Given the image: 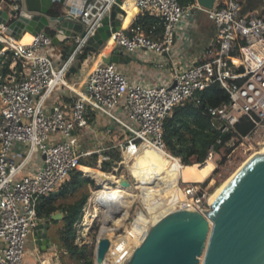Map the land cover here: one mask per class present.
Wrapping results in <instances>:
<instances>
[{"label": "built area", "instance_id": "2783aa9c", "mask_svg": "<svg viewBox=\"0 0 264 264\" xmlns=\"http://www.w3.org/2000/svg\"><path fill=\"white\" fill-rule=\"evenodd\" d=\"M115 1L88 0L81 12L74 14L84 24L85 35L77 37L75 48L65 58L62 52L56 55L52 35L46 31L32 34L30 41L23 42L8 32L6 25H0V264H27L26 243L41 222L38 217L41 198L55 192L75 169L87 174L81 158L93 153L98 154V167L107 178L88 199L75 242L79 245L87 242L88 230L96 218L87 222L86 213L98 205L104 216H118L121 220L117 224L110 221L102 225L95 252L100 237L108 238L110 245L102 260L95 256L94 264H127L150 228L166 215L154 219L151 207L162 200L165 205L173 203L171 211L186 208L205 212L210 206L205 180L217 170V157L223 149L229 152L230 146L234 150L244 144L252 132L264 127V6L260 11L243 12L241 0H215L212 8L202 6L197 0L187 4L181 0H123L121 7L125 16L118 30L96 52H88L83 59L91 55L94 60L100 57L102 60L89 68L81 81L70 82L71 67L84 54L88 37ZM128 7L160 17L163 36L153 38L142 27H134L133 17L125 25ZM196 9L207 13L215 24V33L204 47L201 59L187 64L176 61L170 82L152 84L131 80L116 62L104 60L112 57L116 49L171 54L182 21ZM6 65L7 74L3 71ZM216 82L229 97L228 101L209 108L213 125L221 133L217 139L221 147L217 150L212 144L204 161L185 164L164 143L165 119L175 105ZM63 88L71 93L70 106L57 103L50 109L48 99ZM121 104L127 111L126 117ZM93 111L104 113L117 128L108 130L111 145L99 144L82 150L79 132L90 127ZM244 119L253 124L245 134L237 127ZM230 130L235 133L223 142V134ZM111 147L119 150L121 158L110 170L102 171L103 160L109 158L104 151ZM144 147L163 152L165 157L182 165L181 169L210 161L214 168L202 181L183 179L181 175L175 188L161 187L163 190L152 195L144 187L152 184L148 183V177L142 175L146 181L142 184L137 176L128 180V189L131 188L134 197L133 210L129 206L125 214L118 208L110 209L113 214L107 212L108 207L92 197L98 191L107 194V187H117L121 180H127L119 171L122 166L128 170V165L139 157ZM38 154L41 163L28 169ZM112 173L118 174H113L115 183L106 182ZM156 183L152 185L153 190L160 188ZM108 227V233L101 235ZM36 250L39 264H56L55 256Z\"/></svg>", "mask_w": 264, "mask_h": 264}, {"label": "water", "instance_id": "95a60500", "mask_svg": "<svg viewBox=\"0 0 264 264\" xmlns=\"http://www.w3.org/2000/svg\"><path fill=\"white\" fill-rule=\"evenodd\" d=\"M87 1L0 0V25H6L18 38L26 32L52 29L53 43L71 39L72 52L77 37L85 35L84 24L74 14L80 13ZM197 1L207 8L215 4V0ZM122 3L115 1L88 37L86 48L97 49L118 30L125 16ZM121 52L116 49L104 60L117 62ZM80 64L78 57L70 73H75ZM61 217L59 212L52 215L53 219ZM48 227L46 221L36 226L42 235L35 240L43 249L52 245L45 231ZM109 245L108 238H99L97 260L103 259ZM127 264H264V151L236 171L205 212L176 209L158 220Z\"/></svg>", "mask_w": 264, "mask_h": 264}, {"label": "trees", "instance_id": "16d2710c", "mask_svg": "<svg viewBox=\"0 0 264 264\" xmlns=\"http://www.w3.org/2000/svg\"><path fill=\"white\" fill-rule=\"evenodd\" d=\"M181 2L187 4L193 3L195 0H181ZM260 7L261 5L257 0H253L252 2L249 1L243 4L242 11L247 12ZM133 15L128 16L125 22L128 23ZM132 25L134 27H142L153 38L160 39L163 36V23L157 15L140 13ZM45 31L50 35L54 34L52 29ZM69 50V46H63L62 55L64 58L69 55ZM96 51L97 49L93 47L85 48V52L81 56L82 60L87 56L88 52ZM3 71L5 74L9 72L7 65L3 67ZM228 98L226 91L216 82L197 92L195 97L175 105L164 123L163 138L167 149L180 157L181 161L185 164L204 161L207 151L212 144L219 150L221 144L217 143V139L221 133L213 125L209 108L228 101ZM252 126V122L245 119L237 125L239 131L243 134L247 133ZM234 133L235 131L233 130L224 133L222 137L223 142ZM104 153L108 154L109 158L103 160L102 170L108 171L121 158V154L115 147L105 150ZM225 159L226 157L223 156L222 160L224 161ZM81 162L91 166H88L86 170L94 176H98L100 171L93 168L98 164L97 153L83 156ZM199 166V164L184 166L183 179H190ZM88 185L97 188L93 178L85 176L81 170L75 169L55 192L41 198L38 204V217L49 223V227L46 229L48 233L50 232L51 223L58 224L62 222L58 227L57 233L59 235L60 248L73 261L70 264H94L95 260L93 246L88 243L79 245L75 242L78 223L83 217L84 207L89 199L90 192L87 190L74 200L67 201ZM56 212L62 213L61 219L52 218V215ZM42 253L45 252L43 251Z\"/></svg>", "mask_w": 264, "mask_h": 264}, {"label": "crops", "instance_id": "0c3cea01", "mask_svg": "<svg viewBox=\"0 0 264 264\" xmlns=\"http://www.w3.org/2000/svg\"><path fill=\"white\" fill-rule=\"evenodd\" d=\"M249 1L252 2L253 0H241V3L243 5ZM257 2L261 5V7L264 6V0H257ZM260 8H257V10L260 11ZM140 13V11H136V13L131 14L128 12V16L134 14L132 16V20H135V18ZM125 21V25L129 23H126ZM214 33V22L208 17L204 10L196 9L192 16L187 17V19L182 21L178 33L176 34V41L171 54H146L142 51L131 53L126 50H122L119 60L116 62V64L117 67L121 71L125 72L131 80H141L145 83L152 84L163 82L168 83L173 78L175 63H177L176 61L187 64L189 62L201 59L202 51L206 44L213 37ZM72 42L73 41L71 39H68L56 44V48L54 46V52L56 55L61 54L63 46L71 47ZM93 61L94 59L91 55L88 56L87 59L82 60L77 71L75 73L68 74V78L72 79V82L81 81L82 78H84L86 70ZM97 62L98 61H96V63ZM70 95L71 93L65 88L55 91L47 101L48 107L52 109L53 105H56L57 103L65 104L63 107H69L70 105L68 104L71 102ZM120 107L124 117H126L127 111L122 104ZM90 122V127L79 132L80 148L85 150L96 148L99 144H102L103 146L111 145L112 141L109 139L108 130H115L117 128L115 122L107 117L104 113L98 111H93L90 113ZM18 148L20 147L17 146L16 149L18 150ZM37 163H41L40 154L35 156L27 168L31 170L37 166ZM85 166L88 168L89 165H84L82 168ZM84 175L88 176V174ZM86 215L88 214L86 213ZM87 217L85 218L86 221L88 220ZM34 253V257H36L37 251L35 248Z\"/></svg>", "mask_w": 264, "mask_h": 264}, {"label": "rangeland", "instance_id": "374dc122", "mask_svg": "<svg viewBox=\"0 0 264 264\" xmlns=\"http://www.w3.org/2000/svg\"><path fill=\"white\" fill-rule=\"evenodd\" d=\"M73 43V42H72ZM71 43V45H72ZM55 46L56 48V44H53V47ZM97 60H94L93 62H91L89 68H91L92 66L95 65ZM88 68V69H89ZM87 69V70H88ZM86 70V72H87ZM69 81H73L72 79L68 78ZM238 144V143H237ZM264 146V127H260L257 131H254L250 134V136L246 139H244V144L242 145H238L237 148L235 147L234 150H232L233 146L229 147V152L226 151V149L222 150V153H220V156L217 157V161H218V168L217 170L209 177L207 178L205 181H207L206 185L208 187V192L209 194H211L213 191H215V189L222 183L224 182L227 178H229L231 175H233V173L242 165V163L244 162V160L247 159V157L251 154H253L256 151H259L263 148ZM223 153H226L227 156L226 159L223 161ZM150 160L151 165V173L148 172L147 177H148V183H152V184H148L151 186H147L145 188L147 194L152 195L154 192H158L160 190H163L162 188H170L169 185L167 184H175L176 180H177V176L173 177L171 175H169V171H167V168L165 166V157L161 154H156V159L153 161L151 159H147ZM145 161H143L142 159L136 158L133 162L131 167L135 170V172H131L130 169L127 170L126 167L121 168V170L119 171L118 174L122 173L125 175L126 180H121L119 184H124V183H129V181L135 179L137 173H140L141 171L145 170L146 167L142 166L144 164ZM159 164L160 165V169H157L158 167L154 166L155 164ZM139 164V165H138ZM97 170L100 171L98 164L96 167ZM102 170V169H101ZM85 171L87 172L88 176L93 178L96 185H97V189H99V187H101L105 181H103L104 179H106V175L104 173H102L100 171V173L98 174V176H93L88 170L85 169ZM103 171V170H102ZM129 171V173H128ZM114 175H118L117 173H112L109 174L110 178L108 179L109 183H115L116 178L113 176ZM145 174V173H144ZM143 174V175H144ZM151 179V181H150ZM129 180V181H128ZM158 182V186L160 187L159 189H155L153 190V186H155V182ZM146 181L144 179H142V184H145ZM118 184V185H119ZM153 185V186H152ZM156 185V186H157ZM162 187V188H161ZM95 187H93L92 185H88L86 187H84L83 189H81V191L79 193H77L76 196L68 199L67 201H71L74 200L75 198H77L82 192L85 191H89L90 196L92 195V192L94 190H97ZM134 197H132V195H130L129 197V205L133 210V202ZM138 207V205H137ZM135 207V208H137ZM134 208V209H135ZM151 211H153V209H150V213ZM88 214V212H87ZM103 212H101V210L98 211V216L96 217L93 225L91 226V228L88 230V234H87V242L89 245L94 247V259L96 256L95 253V242L97 239L98 234L100 233V229L102 227V225H104V215H102ZM88 216V221L91 222L90 219V215H86V217ZM60 219V218H59ZM45 220H41V222H44ZM120 222V221H119ZM119 222H116L119 223ZM62 222H59L58 224H54L51 223L50 226V232H49V238L52 241V245L51 246H46L43 250V248L41 247V245H39L38 243H36L35 238H39L42 235V232L40 233V235L38 237H35L34 235H32L30 233V235L28 236L27 239V243H26V251H27V256H26V260H27V264H39V261L37 260V257L35 256L34 253V248L38 249V252L42 253L43 251L51 256H55L56 257V264H70L73 263V261L69 258L68 254H66L61 248H60V240H59V235L57 233L58 227L60 226ZM47 231V230H45ZM37 251V250H36Z\"/></svg>", "mask_w": 264, "mask_h": 264}, {"label": "bare ground", "instance_id": "6f19581e", "mask_svg": "<svg viewBox=\"0 0 264 264\" xmlns=\"http://www.w3.org/2000/svg\"><path fill=\"white\" fill-rule=\"evenodd\" d=\"M128 11H129V14L136 13L137 8L128 7ZM32 37H33L32 33L26 32V33H24L23 37H21L20 40L23 42H28L32 39ZM107 47H109V46H107ZM101 60H102V57H100L97 61L100 62ZM263 151H264V146L261 150L256 151L253 154L249 155L247 157V159L244 160L242 165L236 171H238L247 161H249L256 154L261 153ZM156 154H161L164 156L163 152L155 150L153 148L144 147L141 149L140 155L137 158L145 161L142 166L145 165L144 167H146V168H145V170L141 171L140 173H137V175H136V177L138 176V180H140V182H142V179H144L142 176L144 173L146 176H147L146 173H148V172L151 173V168H150L151 162H150V160H147V159H151L154 161L156 159ZM131 165H132V163L128 165V169H130L131 172H135V170L131 167ZM154 166L158 167L157 169H160L159 164L156 163ZM165 166L167 168V171H169V173H168L169 175H171L173 177L177 176V180L181 177V175L183 173V169H184V167L181 169L182 165H179L176 162L172 161L171 159L165 157ZM213 168H214V163L211 161L208 163H205V164H201L198 167V169L195 171V173L193 175H191L190 179L202 181V180L206 179L207 177H209ZM236 171L233 173V175L236 173ZM128 173H129V171H128ZM233 175H231L224 182H222L215 189V191H213L210 194L209 203L213 202V200L222 191V189L225 187V185L228 183V181L231 179V177ZM177 180H176L175 184L172 185L170 183L167 185H169L170 188H175L177 186ZM129 186H130L129 183H124V184H119L117 187H114V188L107 187L106 188V189H108L107 194H104L103 192L98 191L95 193L94 197H92V200L103 205L104 207H108L109 210L110 209L116 210L118 208V210L119 209L122 210V214H125L128 212V209H129L128 207L130 206L129 205V197H130V195H132L131 188L128 189ZM147 186H150V185H145L144 187H147ZM151 208L153 209V211H151V213L153 214V216H155L154 219L159 218L161 215L168 214L169 212H171L172 209H174L172 202H167V204L165 205L164 203H162V200L160 202H157ZM108 209H107V212L113 214L112 211L111 210L108 211ZM149 209H150V206H149ZM99 210H101V208L98 205H95L94 209H92L91 211H88V215H90L89 217H90L91 221L98 216ZM116 217H118V216L110 217V216H107L105 214L104 223H107L110 221H113V223L119 222L121 219L116 218ZM87 222H89V221L87 220ZM109 229H110L109 227L106 228V230L103 229V231L101 232V235L108 233ZM40 233H41V229H36L34 231V236L38 237L40 235ZM202 260H203V257H201V263H202ZM103 263L104 262H101L100 264H103Z\"/></svg>", "mask_w": 264, "mask_h": 264}]
</instances>
